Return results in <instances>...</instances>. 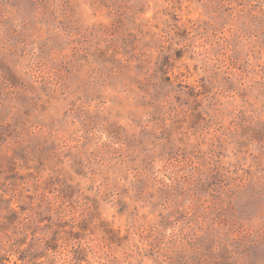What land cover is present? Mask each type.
Returning a JSON list of instances; mask_svg holds the SVG:
<instances>
[{"label": "rangeland", "instance_id": "rangeland-1", "mask_svg": "<svg viewBox=\"0 0 264 264\" xmlns=\"http://www.w3.org/2000/svg\"><path fill=\"white\" fill-rule=\"evenodd\" d=\"M0 264H264V0H0Z\"/></svg>", "mask_w": 264, "mask_h": 264}]
</instances>
